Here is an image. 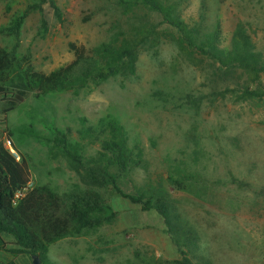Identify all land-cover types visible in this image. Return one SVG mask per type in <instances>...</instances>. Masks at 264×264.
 <instances>
[{
	"label": "rangeland",
	"instance_id": "1",
	"mask_svg": "<svg viewBox=\"0 0 264 264\" xmlns=\"http://www.w3.org/2000/svg\"><path fill=\"white\" fill-rule=\"evenodd\" d=\"M56 1L62 21L44 5L42 12L29 15L21 31L19 53L30 52L38 72L49 74L73 61L71 45L90 49L116 42L140 23L157 24L164 33L157 47L141 48L134 75L90 84L78 93L38 98L27 92L25 101L8 113L10 105L0 97V142L10 150V141L17 161L28 163L34 186L60 195L83 189L74 164L52 139L55 130L79 142L84 156L91 159L101 151L99 140L105 137L101 120L114 116L125 126L130 145H138L144 153L143 165L133 169L121 187L131 195L159 186L168 191L177 213L199 236L196 257L190 256L193 264H264V100L237 101L231 93L216 96L228 88L239 89L240 73L219 75L212 61L181 53L162 19L148 10L127 13L120 0ZM168 1L180 4L183 17L205 31L220 23L222 46L243 25L264 52V0ZM28 4L0 0V28ZM14 42L0 34L1 47L11 49ZM188 96L201 98V105L193 107ZM83 125L96 129L97 137L83 139L79 134ZM178 169L195 177L193 192L169 182V175ZM105 195L117 212L114 223L53 244L45 259L52 264L182 260L155 210L144 211L111 191ZM36 256L43 264L44 259ZM33 261L0 252V264Z\"/></svg>",
	"mask_w": 264,
	"mask_h": 264
},
{
	"label": "trees",
	"instance_id": "2",
	"mask_svg": "<svg viewBox=\"0 0 264 264\" xmlns=\"http://www.w3.org/2000/svg\"><path fill=\"white\" fill-rule=\"evenodd\" d=\"M5 1L8 4L29 2L23 11L11 18L7 26L0 28V34L15 40L11 49L0 46V97L10 105L5 113L21 105L27 92H35L38 98L66 92L78 93L90 84L100 85L117 76L134 75L141 48L157 47L164 33L157 24L140 23L132 27L128 36L116 42L102 43L90 49L71 45L73 61L45 74L33 68L30 52L25 55L19 53L20 37L29 15L42 12L44 5H49L57 19L62 21L57 1ZM119 5L127 13L148 10L158 15L162 19L161 25L166 26L181 53L190 58L199 55L212 61L218 66L219 75L230 77L240 73L238 80L243 82L239 89L228 88L226 92L216 93V96L224 97L226 93H231L237 101L264 100V52L258 49L243 25H238L229 44L222 46L220 23L210 31H205L199 23L191 25L176 2L120 0ZM43 27L47 29L46 21H43ZM188 99L193 107L201 105V98L188 96ZM100 129L105 135L99 140L101 151L91 159L84 156V148L69 134L55 130L52 138L74 164L84 184L83 189L60 195L45 187H34L18 205L13 204L14 195L31 180L30 168L24 159L17 161L0 142V252L30 259L39 254L40 259H44L43 264H52L45 258L53 244L67 237L80 236L86 230H97L114 223L117 212L105 195L111 191L140 205L144 211L155 210L163 218L168 227L167 233L182 257L176 263L193 264L190 256L196 257L199 236L177 213L168 191L159 186L142 188L131 195L121 187L131 171L143 165V150L138 145H130L125 126L114 116L103 118ZM98 133L92 126L84 125L79 131L83 139L95 138ZM168 180L181 190L193 192L195 189V177L180 169L171 173Z\"/></svg>",
	"mask_w": 264,
	"mask_h": 264
},
{
	"label": "built area",
	"instance_id": "3",
	"mask_svg": "<svg viewBox=\"0 0 264 264\" xmlns=\"http://www.w3.org/2000/svg\"><path fill=\"white\" fill-rule=\"evenodd\" d=\"M8 147L10 148V150L12 151L11 153H13L14 157L16 158V160H19V157L17 155V153L11 148V142L8 141L7 142ZM34 183L32 180H30L26 186H24L22 189L18 190L15 195H14V199H13V204L14 205H18V203L34 188Z\"/></svg>",
	"mask_w": 264,
	"mask_h": 264
},
{
	"label": "water",
	"instance_id": "4",
	"mask_svg": "<svg viewBox=\"0 0 264 264\" xmlns=\"http://www.w3.org/2000/svg\"><path fill=\"white\" fill-rule=\"evenodd\" d=\"M33 259H34V261H33L34 264H39L40 263L37 256H34Z\"/></svg>",
	"mask_w": 264,
	"mask_h": 264
}]
</instances>
